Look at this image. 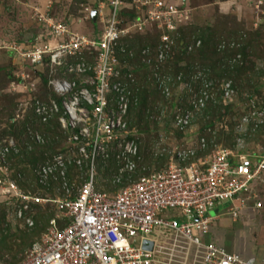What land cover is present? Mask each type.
<instances>
[{
    "label": "built area",
    "instance_id": "1",
    "mask_svg": "<svg viewBox=\"0 0 264 264\" xmlns=\"http://www.w3.org/2000/svg\"><path fill=\"white\" fill-rule=\"evenodd\" d=\"M86 1L83 16L90 18V10L96 9L100 31L95 38L69 28L66 20H54L45 11L48 7L33 5L30 16L39 30L30 43L9 46L17 64L46 73L45 85L56 96L45 102L28 94L29 102L19 103L28 104L21 112L27 109L40 122L56 113L63 132L62 147L33 168L41 184L60 181L59 194L53 189V196L45 192L41 198L21 192L6 172L0 178V190L10 192L16 203V218L38 199L53 206L46 228L15 264H255L252 257L227 249L210 235L212 224L223 214L236 221L243 214L259 213L263 202L254 186L264 187V152L238 154L216 145L202 157L198 153L207 142L200 136L196 148L174 146L164 166L131 175L141 157L140 133L126 119L129 85L135 79L132 66L116 56L117 38L146 27L157 29L156 45L139 51L141 61L157 67L170 58L176 29L190 18L192 8L184 7L182 0ZM252 1L264 12V0ZM129 6L135 15L120 25L118 11ZM191 46L187 43L186 51ZM122 67L127 70L122 72ZM24 79L22 74L20 80ZM155 81L168 95V80ZM232 89L225 83L222 99H230ZM197 100L190 99L193 106L202 104L200 97ZM175 106L169 125L173 132L183 133L193 119L191 109L180 113ZM32 142H43L41 134L35 133ZM110 150L116 170L106 189L98 182L97 170ZM19 151L13 136L0 134V170L7 169L9 153ZM67 167L84 169L73 189L66 186ZM221 202L226 205L211 212ZM144 239L151 242L150 248L142 246Z\"/></svg>",
    "mask_w": 264,
    "mask_h": 264
},
{
    "label": "rangeland",
    "instance_id": "2",
    "mask_svg": "<svg viewBox=\"0 0 264 264\" xmlns=\"http://www.w3.org/2000/svg\"><path fill=\"white\" fill-rule=\"evenodd\" d=\"M220 1L222 0H188L184 3V6H193L189 14L191 16V21L197 25H211L218 19L219 21L222 20L219 23L216 22L222 25V27L219 25L220 28L224 26L223 21H227L226 25L232 28H239L241 31H238V33L242 32L241 34L253 31L255 28L264 29V12L255 6L254 1L232 0L229 6L225 4L226 8H219ZM87 3V1H80V3H78L77 0H49L44 5L40 3H35L33 5L42 6V10L48 7L45 11L53 17L54 20H66L69 28L79 31L89 37L93 27L88 22V17L83 16L85 12L81 11ZM33 5L30 7L27 4V0H0V131L3 128L9 129V123L11 121L13 125L21 126L22 120L25 117L29 118L27 115L29 111L27 109L21 112L24 105L28 108L26 102L23 105H19V103H23L21 100L29 102V95L33 94L37 95V97L45 102L48 97H53L47 92L48 90L46 91V87V89L42 87L40 81H35V84H32L34 83V79L40 76V71L31 70L27 65L23 67V65L17 64L15 55L9 49L11 45L14 47L19 43L26 42L25 37L31 32V26L38 22L31 16L29 17L31 11H33ZM232 5H236L235 8L234 6L232 7ZM106 10H108V7H106ZM96 23L99 27V23ZM130 32L132 31H129V33ZM19 39L22 40L19 41ZM232 40L233 39H230L227 42L221 38L216 46L218 47L219 44H225V42H227L226 44L228 46L236 45ZM258 40L261 42L260 39ZM260 45L261 44H259V47L255 50L256 54L252 62L254 63L253 70L255 72L256 70L262 72V75L252 74L247 76L244 80H241L236 87L233 86L235 79L224 77L215 80L209 77L203 70L191 71L183 75L184 73L182 70L175 74L171 71V68H167L169 70L165 71L164 66L158 68V66H149L147 64L144 69L138 66L137 63L130 62L131 66L137 67L138 69L134 72V79H138L140 83L141 81H145L148 85H153L155 83L154 79L157 78L170 82L171 80H176L172 82V85L169 84L168 95L165 94V92L161 93L159 88H154L160 94V97L158 96L157 98L155 96L158 112L152 115V123H150L152 129L150 130V134L142 130L138 131L140 133L139 139L141 138L143 143L144 139L148 138L149 149L146 153L143 151L140 152L141 157L135 160V168L131 173L132 176L151 168L164 166L174 146L183 150L188 147L196 148L199 144L198 138L203 136L205 139L204 135L201 133L200 126L209 117L206 115L201 117V107L204 106V102L208 97L212 99L218 89L221 90L220 103L222 106L225 105L224 107H229V109L227 111L221 109L220 112L222 114L219 117H210L212 118L213 125L212 127H206L204 131H211L212 144H206L207 148L205 146L198 154L204 157L206 153L210 152L211 148L214 146L218 147L216 145L233 148L238 154L264 152V131L261 128L264 127V45ZM238 58L239 55L235 54L227 58V60L233 62ZM123 64L126 65L127 62L124 61ZM181 64H185V62L182 60L179 65ZM22 74L25 77L24 81L20 80ZM182 76L183 78L181 79L180 77ZM227 82L232 86L233 92L230 99H222V87H224ZM30 84L33 85V88ZM192 89H197V94L196 92L191 93L188 99L195 100V96L200 94L199 97L201 98L202 104H195V107L193 106L191 109L193 119L190 121V124L183 129V133L177 136L176 132H173L169 125L172 121V119H170L171 114L169 113L174 110V106L177 100L180 99V95ZM256 90L259 91V93L256 92ZM197 101L196 99L195 103ZM7 113H12L11 118H7ZM15 114L18 115L15 116ZM57 116L58 114L53 113L47 120L51 118L52 122H56ZM250 122H252V125ZM253 123L255 125H253ZM219 128L226 131V133H230L231 137L228 138L223 134H219L218 136L220 138H216L217 135H215V133ZM28 129H25L16 140L21 147H27L29 145V147L26 148V153L28 155L32 151L36 154H40V151H37V149H41L40 144L45 143L46 139L41 135L43 142L40 144L39 142H32L34 134L41 133L35 127H31V129L28 127ZM58 130L60 133L57 132L54 137L55 142L53 146H55V150H48L41 153L43 156L42 159L41 157L33 158V160L35 159L37 162L35 164L33 162H23V155L10 158L8 163H6L7 169L0 170V178L4 176L6 172L8 174L7 177L12 179L13 184L19 187L21 192H29L31 194L37 193L41 198L47 196L43 195L45 192L53 196V189H56L55 193L59 194L57 190L59 189L60 181L53 180L52 183L48 181L47 183L41 184L37 181L33 172L34 165L36 166L38 163L42 162V160H45L48 156L56 152L58 148L62 147L63 132L60 129H57V131ZM157 133H161L162 136ZM145 154H147V156H145ZM18 158L19 162H15ZM114 160V153L110 150L109 155L102 161L104 164L97 170L98 182L104 185L106 189L109 188L110 178L116 170V162ZM83 174L84 169L82 167H67L66 186L71 189L75 188L81 181ZM112 188L115 189V186H112ZM258 188V193L262 199L263 205L257 210L259 213L251 212V219H246L248 222L247 225L233 228L232 219L225 214L215 220L213 224V227H218L219 232L224 233L222 239L228 248H233V250L239 249L241 251H245V249L249 248L257 258L263 257L264 255V187L261 188L260 186ZM9 193L10 192L4 193L0 190V214L3 213V219L0 221V227L2 228V230L0 229V235L4 232L6 234L5 239L10 245V248L7 247L2 249L3 252L0 255V264H15L20 261L29 243L36 239L39 233L46 228L48 217L53 214L52 204L38 199L30 204V208L25 210L20 218H16L14 207L16 203H12L14 201L10 199ZM225 205L226 202H221L219 205H216L211 212L215 209H221ZM29 222H32V224H29ZM34 228H38L37 231L33 232ZM21 236H23L24 242H26L22 252L18 251L21 245L19 244L22 238Z\"/></svg>",
    "mask_w": 264,
    "mask_h": 264
},
{
    "label": "trees",
    "instance_id": "3",
    "mask_svg": "<svg viewBox=\"0 0 264 264\" xmlns=\"http://www.w3.org/2000/svg\"><path fill=\"white\" fill-rule=\"evenodd\" d=\"M78 3L80 1H86V0H77ZM135 9L134 7H123L121 10L118 11V18H119V24L123 25L127 20H130L134 17ZM88 22L92 25V30L89 35V37H96L99 33V27L96 25L97 21H92L90 18H87ZM222 21V20H221ZM217 19L216 22H221ZM233 21V20H232ZM214 23L211 25H197L191 21V18H189L185 23L180 24L178 28L176 29V40L174 49L172 50L170 58H167L164 60L162 65H158V68L161 66H164V70L168 71L171 68V71L173 73H178L181 70L183 71V75H186L187 73L191 71L196 70H203L209 77L214 78L215 80H219L220 78H231L235 79V82L233 83V86L236 87L238 83H240L241 80H244L247 76L250 75H262V72L256 70V72L253 70L254 63L253 58L256 54V48L264 45V29H257L255 28L253 31L246 32L245 34H241L242 32L238 33L239 28H232L227 24V21H223L224 26L223 28L221 24ZM220 25V26H219ZM227 26V27H226ZM33 36H30L29 38L25 39L26 42H31ZM224 39L228 42V40L233 39L232 41L236 43V45L228 46L225 42L222 47L218 48L216 45L220 39ZM23 39V38H22ZM22 39H19L21 41ZM260 39L261 42L258 40ZM196 40H199L198 44L194 45V42ZM158 42V31L154 27H146L144 31H138L133 30L130 33H127L125 35H121L117 38V43L115 46L116 50V56L119 59V61L123 64L124 61L127 62V64L131 63H137L140 67H145L147 63L140 60V49L144 46H148V48L151 50L156 43ZM191 42L192 46L190 50L186 51L185 46L187 43ZM232 42V44H233ZM121 48V49H120ZM262 48V47H261ZM235 54L239 55V58L236 59L233 62H229L227 58L234 56ZM264 56V55H263ZM184 61L185 64L179 65L181 61ZM136 64V65H137ZM133 72L137 71V67L132 66ZM163 68V67H162ZM166 68V69H165ZM169 68V69H167ZM145 69V68H144ZM143 69V70H144ZM127 67H122V72L126 71ZM170 71V72H171ZM146 72V71H145ZM172 73V74H173ZM40 83H42V87L46 89V83H47V77L46 73L40 72ZM181 79L183 78L180 77ZM250 78V77H249ZM155 80V79H154ZM176 80H171L165 82V84L172 85ZM250 81V80H248ZM156 82V81H155ZM145 83V84H144ZM130 88V94H129V105L127 108V123L129 126H134L137 131H144L147 134H150V130L152 129L150 127V123H152V115L156 114L158 112V109L156 107V97L160 95L154 88L156 87L155 83L153 85H148L145 81H138V79H135L133 82L129 85ZM146 86V87H145ZM46 87V88H45ZM208 87V86H207ZM48 90V91H47ZM197 89H192L191 91H185L180 95V99L177 100L176 105L180 109V113L186 109H192L193 103L190 101L189 96L191 93H195ZM47 92L50 93L51 96L56 97L49 88L46 89ZM220 92L221 90L218 89L215 94L213 95L212 99L210 97L207 98L204 102V106L201 107L202 116H208L209 118L206 119L202 125L200 126V130L202 135H204L206 142L208 145H211L212 138H211V131H204L206 127H212V118L210 117H219L221 116V109L223 111H227L229 107H224L220 103ZM256 92L259 93V91L256 90ZM197 94V92H196ZM37 97V95L33 94ZM200 94L195 96V101L199 97ZM156 96V97H155ZM135 97V101L132 100V98ZM160 97V96H159ZM156 107V108H155ZM12 113H7V118H11ZM29 118H24L22 120L21 126L19 125H13L12 121L9 123L10 128L9 129H1L0 134H10L15 139H18L19 135L25 131L27 127H35L39 130L41 135L45 137L46 142L45 143H39L41 146V149H37V151H40V154H36L35 152H30L28 155L26 153V147L20 146V151L18 154H12L11 152L8 155L7 160L9 161L10 158L17 157V155H23L24 158H22L23 162H33L36 163V160L34 162L33 158H43L41 153H44L48 150H55V146H53L55 140L54 137L56 136L57 129H59L58 122H52L51 118L45 122H40L37 117L30 112L27 114ZM173 115H171L170 119ZM196 116V115H195ZM154 121V120H153ZM170 122V120H169ZM252 125V122H250ZM253 125H255L253 123ZM153 126V125H152ZM257 126V124H256ZM259 126V123H258ZM264 131V127H261ZM211 129V128H210ZM141 131V132H142ZM60 133V132H59ZM177 136L180 135V132H176ZM223 134L225 137H231L230 133H226L223 129H218L215 133L216 138H220L218 135ZM149 136V135H148ZM139 141V152H145L149 149V140L148 138L143 140L140 138ZM210 143V144H209ZM210 147V146H209ZM208 147V148H209ZM207 148V146H206ZM148 152V151H147ZM36 155H35V154ZM34 154V155H33ZM147 156V154H145ZM45 158V156H44ZM112 158V157H111ZM19 158L15 162L18 161ZM33 164V165H34ZM21 171V170H20ZM255 188L260 187L259 184L254 186ZM262 188V187H261ZM259 190V188H258ZM263 205V204H262ZM261 207V206H260ZM3 219V213L0 214V221ZM8 228V227H7ZM2 230V228L0 227ZM38 228H34L33 232L37 231ZM23 238V236H21ZM6 234L3 232L0 235V255L2 254V249L9 247L10 245L6 241ZM19 242L20 247L18 248V251H23L26 242H24V238ZM23 242V243H22ZM31 243V242H30ZM29 243V244H30ZM29 246V245H28Z\"/></svg>",
    "mask_w": 264,
    "mask_h": 264
},
{
    "label": "crops",
    "instance_id": "4",
    "mask_svg": "<svg viewBox=\"0 0 264 264\" xmlns=\"http://www.w3.org/2000/svg\"><path fill=\"white\" fill-rule=\"evenodd\" d=\"M49 0H27V4L31 7L33 4H35V3H40L41 5H44V4H46L47 2H48ZM188 0H182V2H184V3H186ZM24 2V1H23ZM231 2H232V0H222V1H220L219 2V8H226V5L225 4H228V6L231 4ZM238 5V4H237ZM184 6V5H183ZM234 5H232V7H233ZM236 6V5H235ZM235 6H234V8H235ZM184 7H186L187 8V6H184ZM190 7H192V9H193V6H190ZM238 7H239V5H238ZM189 8V7H188ZM221 10V9H220ZM235 10V9H234ZM29 17H30V15H29ZM191 17V16H190ZM39 30V24L38 23H34V25H32L31 26V32L29 33V35L28 36H26L25 37V39H27V38H29L30 36H33L34 34H36V32ZM252 213H254V212H252ZM251 213H250V215L247 213V214H243V216L242 217H240L239 219H237L236 221H233L232 220V222H233V228L234 227H236V226H238V227H240V226H242V227H244L245 225H247V221H246V219H251ZM214 224V223H213ZM213 224H212V226H211V235H210V238H212L213 240H215L216 242H219V243H223L225 246H226V243L224 242V240L222 239V235L224 234V233H221V232H219V229H218V227H213ZM216 226V225H215ZM234 233V232H233ZM235 235V234H234ZM233 235V236H234ZM226 248L227 249H230V250H233V248H228L227 246H226ZM233 251H237L238 253H240V254H242L243 256H250V257H252L253 259H254V261H255V264H264V255H263V257L261 256V257H259V258H257L254 254H253V252H251L250 251V249L249 248H247V249H245V251L243 250V251H241V250H239V249H234ZM256 257V258H255Z\"/></svg>",
    "mask_w": 264,
    "mask_h": 264
},
{
    "label": "water",
    "instance_id": "5",
    "mask_svg": "<svg viewBox=\"0 0 264 264\" xmlns=\"http://www.w3.org/2000/svg\"><path fill=\"white\" fill-rule=\"evenodd\" d=\"M95 10H96V9L90 10V13H89L90 19H91L92 21L95 20ZM142 246H144V247H146V248H150V246H151V242L148 241V240H146V239H144V240L142 241Z\"/></svg>",
    "mask_w": 264,
    "mask_h": 264
},
{
    "label": "clouds",
    "instance_id": "6",
    "mask_svg": "<svg viewBox=\"0 0 264 264\" xmlns=\"http://www.w3.org/2000/svg\"><path fill=\"white\" fill-rule=\"evenodd\" d=\"M183 5H184V2H183ZM190 8H192V7H190ZM37 163V162H36Z\"/></svg>",
    "mask_w": 264,
    "mask_h": 264
}]
</instances>
